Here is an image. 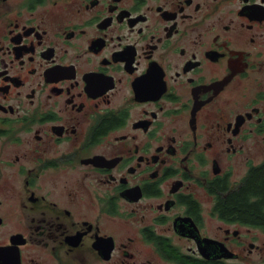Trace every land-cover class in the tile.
I'll return each mask as SVG.
<instances>
[{
    "label": "flooded vegetation",
    "instance_id": "obj_1",
    "mask_svg": "<svg viewBox=\"0 0 264 264\" xmlns=\"http://www.w3.org/2000/svg\"><path fill=\"white\" fill-rule=\"evenodd\" d=\"M263 164L264 0H0V264H264Z\"/></svg>",
    "mask_w": 264,
    "mask_h": 264
},
{
    "label": "trees",
    "instance_id": "obj_2",
    "mask_svg": "<svg viewBox=\"0 0 264 264\" xmlns=\"http://www.w3.org/2000/svg\"><path fill=\"white\" fill-rule=\"evenodd\" d=\"M246 191L252 195L250 204L246 200ZM232 204L248 205L251 207L250 213L253 220L264 221V209L259 208L264 206V164L251 172V175L241 187L240 191L229 196Z\"/></svg>",
    "mask_w": 264,
    "mask_h": 264
}]
</instances>
